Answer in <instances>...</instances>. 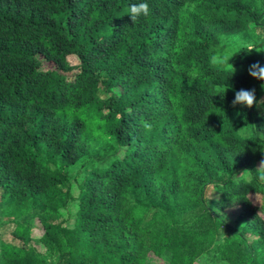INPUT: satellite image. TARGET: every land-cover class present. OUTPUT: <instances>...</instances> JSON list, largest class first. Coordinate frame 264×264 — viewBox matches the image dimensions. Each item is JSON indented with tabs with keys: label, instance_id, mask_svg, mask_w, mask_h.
<instances>
[{
	"label": "trees",
	"instance_id": "obj_1",
	"mask_svg": "<svg viewBox=\"0 0 264 264\" xmlns=\"http://www.w3.org/2000/svg\"><path fill=\"white\" fill-rule=\"evenodd\" d=\"M139 2L0 0V264H264V0Z\"/></svg>",
	"mask_w": 264,
	"mask_h": 264
},
{
	"label": "clouds",
	"instance_id": "obj_2",
	"mask_svg": "<svg viewBox=\"0 0 264 264\" xmlns=\"http://www.w3.org/2000/svg\"><path fill=\"white\" fill-rule=\"evenodd\" d=\"M149 15H150V9L148 4L145 2V0H140L139 3H132L128 7V16L131 17V20L133 21L134 24H136V22L139 19L147 18ZM253 50H255V48L250 46L248 52H252ZM213 61H215V57H213ZM249 74L254 79L264 81V67L260 66L259 64L251 66L249 69ZM256 104L257 101H256L255 89L252 90L240 89L235 92V96L232 101L233 107L240 105L250 109L256 106ZM142 126L146 131L152 130V124L150 123L143 122ZM236 176L240 177L241 179H247L251 177L259 183H264V160H261L259 162V165L256 167L254 171L244 170L242 173Z\"/></svg>",
	"mask_w": 264,
	"mask_h": 264
},
{
	"label": "rangeland",
	"instance_id": "obj_3",
	"mask_svg": "<svg viewBox=\"0 0 264 264\" xmlns=\"http://www.w3.org/2000/svg\"><path fill=\"white\" fill-rule=\"evenodd\" d=\"M240 38H241V36H240ZM237 38H231V40L234 42V43H236V42H238L237 40H236ZM75 195H78L77 194V192H75ZM251 199L256 203V204H261L262 203V201H261V199L259 198V197H257V196H251ZM238 211V209H234L232 212L233 213H236ZM72 223V222H71ZM195 264H226V262H220V261H217V260H215L212 256H210V255H207V254H204V255H202L200 258H199V260H197V262L195 263Z\"/></svg>",
	"mask_w": 264,
	"mask_h": 264
}]
</instances>
